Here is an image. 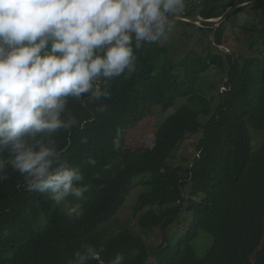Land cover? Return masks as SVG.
Instances as JSON below:
<instances>
[{"label":"trees","instance_id":"16d2710c","mask_svg":"<svg viewBox=\"0 0 264 264\" xmlns=\"http://www.w3.org/2000/svg\"><path fill=\"white\" fill-rule=\"evenodd\" d=\"M251 4L264 7V0L235 8L212 30V46L222 45L224 22ZM231 6L199 0L185 13L219 18ZM257 15L241 25L252 36L247 45L258 50L254 55L235 59L208 46L204 53L186 51L176 62L167 56V46L142 44L135 49V72L112 80L109 98H68L67 114L77 125L58 130L54 139L61 160L77 166L90 185L85 199L78 201L83 214L70 217L64 209L50 207L47 194L27 192L23 177L9 170L0 181V264H69L84 244L103 248L101 259L89 264H111L117 253L123 264H148L150 255L153 264H264V143L255 147L250 131L264 129V15ZM213 66L226 73L215 94L198 89ZM180 98L184 102L156 127L149 152L127 150L126 134L150 107L166 110ZM200 133L191 165H176L181 143ZM136 182L143 190L134 201L133 216L142 229L160 226L165 232L183 207L192 214L185 235L175 243L163 236L150 245L126 224L113 231L112 222ZM199 193L203 197L196 200ZM33 218L41 220L36 228ZM200 229L213 238L203 256L193 245Z\"/></svg>","mask_w":264,"mask_h":264},{"label":"clouds","instance_id":"9594fccd","mask_svg":"<svg viewBox=\"0 0 264 264\" xmlns=\"http://www.w3.org/2000/svg\"><path fill=\"white\" fill-rule=\"evenodd\" d=\"M185 7L186 0H0V181L11 170L27 192L56 205L83 201L90 185L61 160L54 139L77 125L68 98H109L110 82L135 72V49L166 39ZM82 214L81 203L67 206L68 216ZM102 252L84 244L69 264L99 261ZM123 260L117 253L111 264Z\"/></svg>","mask_w":264,"mask_h":264},{"label":"rangeland","instance_id":"374dc122","mask_svg":"<svg viewBox=\"0 0 264 264\" xmlns=\"http://www.w3.org/2000/svg\"><path fill=\"white\" fill-rule=\"evenodd\" d=\"M199 0H186V7L183 15L186 14L188 7L190 5L196 4ZM222 3L236 5L245 0H220ZM255 3V2H254ZM244 5V4H243ZM264 15V7H259L257 5L251 4L231 15L223 24V42L221 48L216 47L214 42V32L212 31L217 25H203L202 21L193 22L190 24L180 21L181 19H175L173 21L174 27L172 31L168 34L166 39H162L159 43L160 45H165L168 47L167 56L173 61H179L186 53L191 49L198 50L204 53L208 46H212L214 49L221 50L222 52H227L233 54L235 59H243L249 57L250 55L256 54L258 51L250 50L247 45V40L252 36L241 28L246 22H252L257 14ZM228 17V16H227ZM226 17V18H227ZM264 17V16H263ZM187 19V18H186ZM189 20V19H187ZM196 24V25H195ZM223 49V50H222ZM262 64L264 65V59H262ZM179 73V69L176 70ZM226 81V73L224 69L219 67H211L207 72L204 73L199 85V90H204L205 92H214L219 90V85ZM212 86L214 87L212 89ZM185 99L180 98L177 100L176 104L166 110L162 109L160 105H154L149 108L148 115L140 121L136 126L128 131L126 134L127 145L126 148L129 151L135 152L138 155L145 154L150 151L154 143L155 132L157 126L162 123V121L171 113L176 111L178 107L184 102ZM251 135L253 137V145L255 147H260L264 143V129L255 130L250 127ZM200 134L188 136L181 146L179 147L175 164L189 166L191 165L193 159L197 155L196 143ZM142 178L141 176L139 179ZM138 184V182H136ZM191 189V183L187 182L184 187V195L188 198L189 190ZM142 189V185L139 183L136 188H134L131 194L125 200V204L119 210L112 222L113 231H116L118 227L123 225H128L137 234L141 235L148 244L156 245L162 241L163 236L167 237V241L170 244L175 243L178 239L183 237L191 223L192 214L183 207L180 211L178 218L175 222L169 226L165 232L162 231L160 226L153 227L152 229H142L138 224V219L133 216V208L135 205V200H137ZM203 197V193H199L194 196L196 200H200ZM50 207H59L67 212V206L79 203L75 198L69 197L65 204L56 205L52 200L49 202ZM185 206V205H184ZM47 211L43 214V219L47 218ZM41 220L33 218V227L36 228L41 224ZM213 241L212 236L209 232L204 229H200L197 232V236L193 240L194 248L199 256H203L208 251ZM264 244V240H263ZM155 257L150 255L148 264H153Z\"/></svg>","mask_w":264,"mask_h":264},{"label":"water","instance_id":"95a60500","mask_svg":"<svg viewBox=\"0 0 264 264\" xmlns=\"http://www.w3.org/2000/svg\"><path fill=\"white\" fill-rule=\"evenodd\" d=\"M256 1H259V0H245L243 2H240L239 4L233 5V6L228 8V10L222 15V17L215 18V19H203L202 17H199V16H187V15H180L176 19H186L187 18L190 21H193L195 23H197V21L199 20V21L206 22L209 24L219 25L229 15V13L231 11H233L235 8H237L243 4H248V3H252V2H256Z\"/></svg>","mask_w":264,"mask_h":264}]
</instances>
